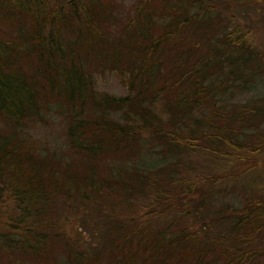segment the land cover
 <instances>
[{
    "label": "trees",
    "instance_id": "1",
    "mask_svg": "<svg viewBox=\"0 0 264 264\" xmlns=\"http://www.w3.org/2000/svg\"><path fill=\"white\" fill-rule=\"evenodd\" d=\"M122 2L0 0V264H264V187L207 204L264 173V0Z\"/></svg>",
    "mask_w": 264,
    "mask_h": 264
},
{
    "label": "rangeland",
    "instance_id": "2",
    "mask_svg": "<svg viewBox=\"0 0 264 264\" xmlns=\"http://www.w3.org/2000/svg\"><path fill=\"white\" fill-rule=\"evenodd\" d=\"M129 2L130 0H123L122 12L123 9L129 4ZM242 10L248 12V9L245 7L242 8ZM237 16L240 15H238L237 13ZM94 87L96 90L104 91L113 95L125 94V88L120 83L118 75L114 72H105L101 75H96L94 77ZM262 94H264V79L257 80L252 86L236 95L233 100H243L247 97L258 96ZM57 123V119H55L54 116H51L50 120L46 121L45 123L37 122L31 128H28V131L33 137L40 139L48 147L58 148L62 145L63 139L61 138V133ZM156 163L157 161H155L154 157L151 155L144 154L141 158V164L143 165L151 167ZM200 167L203 168V163H201ZM254 175V178H250L251 176H249L248 178H244L240 182L229 180L228 185L230 186L224 187L222 190H220V192L219 190H217L216 193H219L214 196L212 203L210 201L207 204L210 203V206H212V204L220 205L221 203H223L234 208L240 206V202L243 199V196L247 194V192L251 190L255 191L261 187H264V173L259 172L255 173ZM262 192H264V188L260 189V193ZM70 213L71 215L69 224L66 227L68 228V235L71 236L74 233H77L79 235V233L75 229H80L81 239L85 243H87L86 245H89V247L93 248L100 241V237L94 236V233L98 232L95 228L94 221L96 215L94 213L83 214L79 209H73ZM75 217H78L79 219L74 220ZM80 219H82L83 221H79ZM189 220L194 224V219L192 217L189 216ZM221 229L226 230L227 228L220 223L217 230ZM195 232L198 233L199 230L195 228Z\"/></svg>",
    "mask_w": 264,
    "mask_h": 264
}]
</instances>
